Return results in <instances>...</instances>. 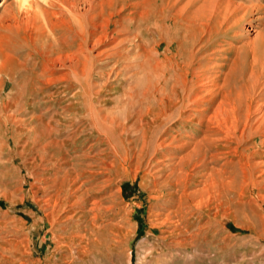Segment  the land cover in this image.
<instances>
[{
	"label": "rangeland",
	"instance_id": "1",
	"mask_svg": "<svg viewBox=\"0 0 264 264\" xmlns=\"http://www.w3.org/2000/svg\"><path fill=\"white\" fill-rule=\"evenodd\" d=\"M43 1L0 0V264H264V0H173L164 37L147 0L58 72L97 28L8 26Z\"/></svg>",
	"mask_w": 264,
	"mask_h": 264
},
{
	"label": "bare ground",
	"instance_id": "2",
	"mask_svg": "<svg viewBox=\"0 0 264 264\" xmlns=\"http://www.w3.org/2000/svg\"><path fill=\"white\" fill-rule=\"evenodd\" d=\"M161 1V6H160V20L163 23V27L161 28V37H164V35H166L168 33V28L167 27H175V25H177L173 19V13L171 14V11L174 9V3L173 0H159ZM179 1V0H178ZM177 1V2H178ZM195 1V0H194ZM206 1V0H205ZM204 1V2H205ZM211 1V0H210ZM218 1V0H215ZM221 1V0H220ZM256 4H254L256 6L257 9L263 7L261 6L258 2V0H254ZM263 1V0H261ZM44 3H36L35 5H29L27 6L25 9H23V7H20L17 12H11L10 13V20L8 23V26H11L13 28H17L20 29L23 26H27L28 28L30 26H33V28L35 29H40L41 31L46 27V29H52V30H56V28L61 27H67L71 32L78 30L77 28L79 27V29L82 28V26H84V22L87 20L86 25H88V23L91 25L92 23L96 25L97 30H93V32H91L89 34V40H91L93 42L91 48H88V43H86L85 37L83 39L82 44H79V46H77L76 50H74L75 45H77V40L78 39H74L72 41V43H60L58 42L57 47L53 50V54L52 56H48L46 57V59L44 58V65L45 67L49 68L50 71H57L58 72V68H56L58 66V64H62L61 67L65 65L66 62H70L71 64H74L82 55L87 54L85 57H91V52L94 50H97L100 47H107L109 40L111 38V26L112 24V19L116 16H118L119 14H123L125 13L127 10L129 9H134L133 14H138L137 11L144 3L147 2V0H143V2L140 1L138 3H131L129 4V0H101L99 2H97V0H44ZM157 2V0H156ZM248 2V1H247ZM252 0H251V4H252ZM210 3V2H209ZM215 2L214 9L216 8V10H220L221 13L223 14V18L228 17V15L230 14V9L232 8V14H236L237 12L239 13V11L243 8L246 9V7H244L245 5H235L233 4L232 1L230 0H226V2L221 3V2ZM236 3V2H235ZM240 3V2H239ZM243 2H241L240 4H242ZM246 3V2H245ZM243 3V4H245ZM156 4V3H155ZM178 4V3H177ZM176 4V5H177ZM212 5V3H210ZM237 4V3H236ZM248 4V3H247ZM246 4V5H247ZM190 5V4H189ZM208 4H204L202 7L203 9H205L204 12H206V8L209 9H213L212 6H207ZM151 6V5H150ZM185 6V5H184ZM253 6V5H252ZM251 6V8H252ZM176 7V6H175ZM254 7V6H253ZM142 8V7H141ZM149 8V7H148ZM200 9V7H199ZM250 9V8H249ZM248 9V10H249ZM156 10V9H155ZM184 10V7H183ZM210 10V11H211ZM197 11V10H196ZM212 13L213 12H210ZM219 11V12H220ZM262 11V10H260ZM199 12V11H197ZM202 12V11H201ZM204 12L202 14H204ZM246 12V11H245ZM200 13V12H199ZM198 13V15H199ZM218 13V12H216ZM143 14V15H142ZM141 14V16H145L148 14L147 12H143ZM159 14V13H158ZM176 14V13H175ZM181 14V13H180ZM207 14H208V10H207ZM250 14V13H249ZM178 16V14H176ZM196 15V14H193ZM201 15V13H200ZM209 15V14H208ZM217 15V14H216ZM242 16V13H241ZM245 16V15H244ZM243 16V17H244ZM207 17V15H206ZM235 17V16H234ZM146 19V18H145ZM147 19H149L147 17ZM227 19V18H226ZM237 19V18H236ZM246 19V18H245ZM244 19V20H245ZM9 20V19H8ZM200 20V19H199ZM98 21H101V24L97 25ZM203 21V20H202ZM222 21V20H221ZM11 22L14 24H11ZM83 22V25H82ZM195 22V21H194ZM227 22V21H226ZM225 22V23H226ZM239 22V21H237ZM178 23V22H177ZM16 24V26H15ZM92 24V26H93ZM63 25V26H62ZM159 25V24H158ZM89 26V25H88ZM87 26V27H88ZM48 27V28H47ZM81 27V28H80ZM55 28V29H54ZM98 28H101V30H98ZM167 28V30H166ZM11 29V28H10ZM26 29V27H25ZM32 29V28H31ZM87 30V28H84ZM89 29V28H88ZM92 29V28H91ZM95 29V28H94ZM34 30V29H33ZM44 30L42 32H44ZM83 30V28H82ZM89 31V30H88ZM87 31V32H88ZM92 31V30H90ZM160 31V30H159ZM86 32V31H85ZM74 33V32H73ZM38 34V32H37ZM71 34V33H70ZM87 34V33H86ZM76 36V35H75ZM74 37V36H73ZM61 38V37H60ZM160 38V37H159ZM114 40V37L112 38ZM68 42V41H66ZM167 42V40H166ZM114 43V42H113ZM140 46V45H139ZM143 46V45H142ZM160 47V45L156 46V50H158ZM170 47V46H169ZM171 48V47H170ZM256 49V48H254ZM55 53V54H54ZM199 53V52H198ZM107 54L106 52H100L97 57H104ZM3 57V56H2ZM6 59H9L8 57H5ZM175 58V57H174ZM98 59V58H97ZM5 61V60H4ZM8 61V60H7ZM256 61V60H255ZM235 62V61H234ZM256 63V62H255ZM158 64V63H157ZM236 64V63H235ZM261 64V63H260ZM90 68V67H89ZM92 68V67H91ZM48 69V70H49ZM71 72L73 73H78L77 68L75 67V65L70 66ZM4 70V64L0 63V73H2ZM47 70V69H45ZM44 70V71H45ZM92 72V71H91ZM56 74V73H55ZM216 81V80H215ZM255 81V79H254ZM253 81V82H254ZM254 84V83H253ZM252 84V85H253ZM1 85V84H0ZM256 85V84H255ZM256 87V86H255ZM251 88V87H250ZM227 97V96H226ZM222 102V101H221ZM220 102L219 108H217L218 112H220V110L223 109L224 107V103ZM212 104V103H211ZM219 104V103H218ZM234 104H236L234 102ZM201 105V104H200ZM264 106V105H263ZM260 110L263 107H259ZM6 109L8 111H10V107H6ZM199 109V108H198ZM264 109V108H263ZM250 110V109H249ZM259 110V109H257ZM262 111V110H261ZM12 112V111H11ZM216 113V112H215ZM5 115V114H4ZM13 114L12 113H8V115H6V120H12L13 118ZM255 118V117H254ZM260 124H262V126L264 125V115L262 117H260V119H258V122H261ZM251 122V121H250ZM257 122V123H258ZM254 123V121H253ZM250 124V123H249ZM255 124V123H254ZM259 125V124H258ZM258 125H253V126H249L252 127L251 131L253 134L256 132H261L260 134L264 137V131H258ZM247 126V125H245ZM247 126V127H248ZM257 128V129H256ZM248 130V129H247ZM231 132V131H230ZM234 134V133H233ZM259 135V134H258ZM230 136V135H229ZM244 136V135H242ZM261 137V136H260ZM236 139V138H235ZM255 139V138H254ZM240 140V139H239ZM237 147L236 149L239 150L240 149V144L241 142L238 141V139L235 140L234 142ZM231 144H229L230 147ZM256 147V146H255ZM234 148V147H233ZM254 184H258L257 181H253Z\"/></svg>",
	"mask_w": 264,
	"mask_h": 264
}]
</instances>
